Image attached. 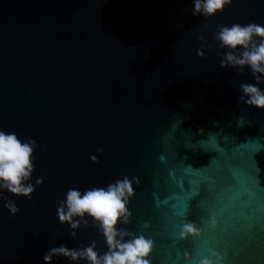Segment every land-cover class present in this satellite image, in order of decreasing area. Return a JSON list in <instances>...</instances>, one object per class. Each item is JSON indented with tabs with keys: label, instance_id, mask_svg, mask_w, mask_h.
<instances>
[{
	"label": "water",
	"instance_id": "1",
	"mask_svg": "<svg viewBox=\"0 0 264 264\" xmlns=\"http://www.w3.org/2000/svg\"><path fill=\"white\" fill-rule=\"evenodd\" d=\"M191 6L0 0V129L36 141L31 182L43 178L31 199L8 195L14 215L0 199V264H44L61 243L103 251L91 223L69 235L56 201L124 176L139 179L126 227L149 224L152 264H190L184 254L205 248L264 264V110L238 101L239 84L255 81L221 68L213 39L217 25L264 24V0H233L207 20ZM191 119L208 121L201 136ZM183 222L201 236L180 239Z\"/></svg>",
	"mask_w": 264,
	"mask_h": 264
},
{
	"label": "clouds",
	"instance_id": "2",
	"mask_svg": "<svg viewBox=\"0 0 264 264\" xmlns=\"http://www.w3.org/2000/svg\"><path fill=\"white\" fill-rule=\"evenodd\" d=\"M232 3L233 0H191V13L207 20L222 13ZM213 39L220 50L217 53L220 67H232L238 73L247 69L255 81L239 84L238 101L249 108L264 110V88L260 87L264 82V24L217 25ZM197 55L203 58L205 52L198 49ZM197 139H200L199 135ZM37 147L31 138H21L13 131L0 129V199H6L5 208L12 215L19 209L8 195L31 199L36 186L43 183L40 177L36 178L35 184L31 182ZM90 158L96 160L95 155ZM138 183L137 177L124 176L103 187L91 186L83 191L69 188L64 198L56 201L57 220L67 225L73 238L82 225L91 223L102 237L104 250H98L95 240L82 247L61 243L43 254L44 264H52L56 257L64 258L68 264H152L155 241L145 235L149 224L145 221L137 231L126 227L132 217L129 204L135 195L133 185ZM209 227H215V220H211ZM201 234V228L194 222L179 225L180 239L198 238ZM184 255L190 264H225L224 256L212 248H205L203 253L199 251L195 256L187 252Z\"/></svg>",
	"mask_w": 264,
	"mask_h": 264
},
{
	"label": "trees",
	"instance_id": "3",
	"mask_svg": "<svg viewBox=\"0 0 264 264\" xmlns=\"http://www.w3.org/2000/svg\"><path fill=\"white\" fill-rule=\"evenodd\" d=\"M189 123L191 125H193L194 127L200 129V136L203 134V131H204L205 127L209 125V123H208V121L206 119H202V120H199V119H191L189 121Z\"/></svg>",
	"mask_w": 264,
	"mask_h": 264
}]
</instances>
